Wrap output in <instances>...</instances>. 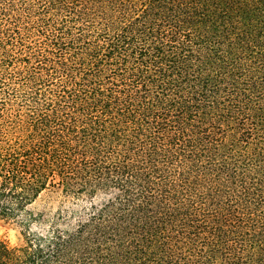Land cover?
<instances>
[{
	"label": "trees",
	"instance_id": "1",
	"mask_svg": "<svg viewBox=\"0 0 264 264\" xmlns=\"http://www.w3.org/2000/svg\"><path fill=\"white\" fill-rule=\"evenodd\" d=\"M14 218L0 264H264V0H0Z\"/></svg>",
	"mask_w": 264,
	"mask_h": 264
},
{
	"label": "rangeland",
	"instance_id": "2",
	"mask_svg": "<svg viewBox=\"0 0 264 264\" xmlns=\"http://www.w3.org/2000/svg\"><path fill=\"white\" fill-rule=\"evenodd\" d=\"M61 198L56 190L45 191L41 196L29 207L34 212L49 209H55ZM97 199H95L96 201ZM69 204V203H68ZM36 226L33 225L32 229ZM23 225L19 218L0 219V238L6 240L10 245H19L22 243L21 231Z\"/></svg>",
	"mask_w": 264,
	"mask_h": 264
}]
</instances>
